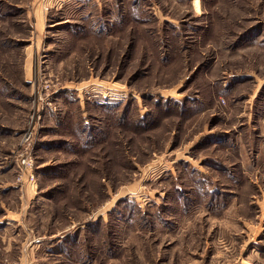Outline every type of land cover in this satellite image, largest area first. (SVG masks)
<instances>
[{
	"label": "rangeland",
	"instance_id": "rangeland-1",
	"mask_svg": "<svg viewBox=\"0 0 264 264\" xmlns=\"http://www.w3.org/2000/svg\"><path fill=\"white\" fill-rule=\"evenodd\" d=\"M194 1L0 0L1 254L264 264V0Z\"/></svg>",
	"mask_w": 264,
	"mask_h": 264
},
{
	"label": "built area",
	"instance_id": "built-area-1",
	"mask_svg": "<svg viewBox=\"0 0 264 264\" xmlns=\"http://www.w3.org/2000/svg\"><path fill=\"white\" fill-rule=\"evenodd\" d=\"M46 87H43L41 89V91L38 92L37 97L35 98V100H38L40 103H42L41 106L38 105H33L34 107V111H35V115H36V119L39 121H42L46 118L47 116V112L50 108V104L52 102H44L47 99L43 98V96L46 95ZM29 125L26 129V131L24 132V134L22 135V141L23 143L26 145H28L31 142V139L33 138L34 135V131L35 129L32 128L31 123L34 119L33 116H30L29 118ZM24 151H21L20 153H17V157L18 158V169H19V180L20 181L23 177L26 178L27 182H34V174H33V170H34V166H33V159L31 157V155L27 152L26 148H24Z\"/></svg>",
	"mask_w": 264,
	"mask_h": 264
},
{
	"label": "crops",
	"instance_id": "crops-1",
	"mask_svg": "<svg viewBox=\"0 0 264 264\" xmlns=\"http://www.w3.org/2000/svg\"><path fill=\"white\" fill-rule=\"evenodd\" d=\"M3 217L5 218H0V222L5 221L4 222V227H3V231L8 230V225H14L15 221H17L16 219H18L19 214H11V217L8 219L7 215L4 213ZM4 234V233H3ZM6 234V233H5ZM3 245V250L5 251V255L0 253V264H11L10 263V259H12L13 262H15L16 260H18V264H34L31 256H30V252L32 253V249H30V251L26 250V248L22 249V251L20 250V248H22V245H18L12 241L9 240L7 242H2ZM19 255H22L24 257H19ZM19 258H18V257ZM23 258V259H22Z\"/></svg>",
	"mask_w": 264,
	"mask_h": 264
},
{
	"label": "bare ground",
	"instance_id": "bare-ground-1",
	"mask_svg": "<svg viewBox=\"0 0 264 264\" xmlns=\"http://www.w3.org/2000/svg\"><path fill=\"white\" fill-rule=\"evenodd\" d=\"M194 7L196 8V10H198V1H194Z\"/></svg>",
	"mask_w": 264,
	"mask_h": 264
}]
</instances>
